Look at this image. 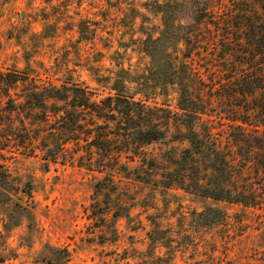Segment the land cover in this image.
I'll return each mask as SVG.
<instances>
[{
  "label": "rangeland",
  "instance_id": "374dc122",
  "mask_svg": "<svg viewBox=\"0 0 264 264\" xmlns=\"http://www.w3.org/2000/svg\"><path fill=\"white\" fill-rule=\"evenodd\" d=\"M146 1L0 0V71L33 76L44 85L87 87L99 99L106 91L98 83L118 69H147L148 60L136 44L139 25L153 31L158 18L138 9L144 17L131 23L118 12ZM159 1H178L180 22H192L196 0ZM224 4L228 7L229 0ZM259 16L264 22V14ZM246 51L238 59L246 62L243 69H264L256 65L257 54L251 61ZM198 54L204 94L225 96L214 50L203 45ZM175 97L168 90L167 96L154 98L173 110ZM228 111L214 107L208 113L216 117L213 138L224 150L230 130L219 118ZM174 135L169 128L163 141L142 147V160L125 155L105 160L100 173L86 169V155L80 164L82 143H68L47 164L37 149L28 155L12 144L0 151V165L32 212L0 237V264H264V207L202 198L193 188L190 194L180 190V174L187 175L185 184L201 176L185 170L189 160L173 164L189 147ZM243 165L234 162L224 176L231 175L239 187L259 183L251 166ZM163 170L167 174L160 176ZM2 213L0 209V233ZM51 249L57 251L53 256Z\"/></svg>",
  "mask_w": 264,
  "mask_h": 264
},
{
  "label": "trees",
  "instance_id": "16d2710c",
  "mask_svg": "<svg viewBox=\"0 0 264 264\" xmlns=\"http://www.w3.org/2000/svg\"><path fill=\"white\" fill-rule=\"evenodd\" d=\"M224 1L196 0L192 22L187 25L177 16L178 1L147 0L136 8L119 10L132 23L144 17L138 10L143 9L158 18L159 24L149 32L139 25L136 44L148 60L147 69L140 73L118 69L98 83L106 91L99 99L87 87L65 82L44 85L33 76L0 71V151L12 144L25 148L28 155L37 149L47 164L68 143H82L85 151L78 157L80 164L86 155V169L100 173L105 160L116 161L121 155L142 160V147L163 141L173 128L174 138L189 144L173 164L189 160L185 170L201 176L190 185L184 183L187 175L180 174V190L190 194L193 188L202 198L264 207V69H243L246 62H238L246 56L244 48L251 61L257 54L256 65L264 66V22L259 16L264 14V0H229L228 7ZM203 45L216 54L219 66L214 69L225 96L204 94L197 64ZM227 64L234 71L226 69ZM168 90L176 96L173 110L154 98L167 96ZM214 107L230 110L219 118L227 121L230 130L228 150L213 138L216 117L208 113ZM234 162L251 166L259 183L244 188L231 175L224 176L225 168H232ZM0 170L2 237L32 212L22 203L7 168L0 165ZM167 173L163 170L160 176ZM21 192L30 196V191ZM51 251V256L57 252Z\"/></svg>",
  "mask_w": 264,
  "mask_h": 264
}]
</instances>
